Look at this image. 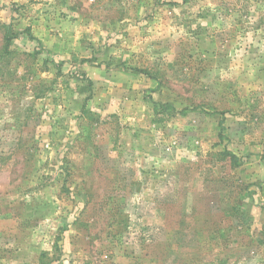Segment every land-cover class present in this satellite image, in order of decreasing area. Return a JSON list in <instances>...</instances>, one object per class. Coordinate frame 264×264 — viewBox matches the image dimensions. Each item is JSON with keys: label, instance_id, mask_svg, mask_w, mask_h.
<instances>
[{"label": "rangeland", "instance_id": "1", "mask_svg": "<svg viewBox=\"0 0 264 264\" xmlns=\"http://www.w3.org/2000/svg\"><path fill=\"white\" fill-rule=\"evenodd\" d=\"M8 26L0 264H264V0H0Z\"/></svg>", "mask_w": 264, "mask_h": 264}, {"label": "trees", "instance_id": "2", "mask_svg": "<svg viewBox=\"0 0 264 264\" xmlns=\"http://www.w3.org/2000/svg\"><path fill=\"white\" fill-rule=\"evenodd\" d=\"M3 37V45L2 49L0 50V59H9L10 56L13 54V50L9 48L13 35L10 34L9 26L4 27L2 32ZM9 61V60H8Z\"/></svg>", "mask_w": 264, "mask_h": 264}]
</instances>
